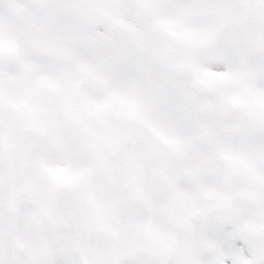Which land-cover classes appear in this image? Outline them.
<instances>
[{"label": "snow or ice", "instance_id": "6c2138e0", "mask_svg": "<svg viewBox=\"0 0 264 264\" xmlns=\"http://www.w3.org/2000/svg\"><path fill=\"white\" fill-rule=\"evenodd\" d=\"M0 264H264V0H0Z\"/></svg>", "mask_w": 264, "mask_h": 264}]
</instances>
